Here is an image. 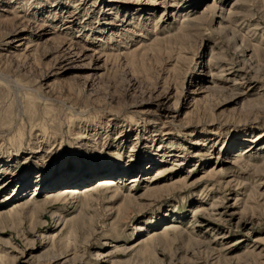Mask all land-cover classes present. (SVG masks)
<instances>
[{"label": "rangeland", "instance_id": "1", "mask_svg": "<svg viewBox=\"0 0 264 264\" xmlns=\"http://www.w3.org/2000/svg\"><path fill=\"white\" fill-rule=\"evenodd\" d=\"M0 264H264V0H0Z\"/></svg>", "mask_w": 264, "mask_h": 264}, {"label": "bare ground", "instance_id": "2", "mask_svg": "<svg viewBox=\"0 0 264 264\" xmlns=\"http://www.w3.org/2000/svg\"><path fill=\"white\" fill-rule=\"evenodd\" d=\"M209 10V9H208ZM238 16V13H229V15L227 16V18L224 20V22H226V24H221V26L219 27L220 29H219V31L220 32H222L223 34L222 35H220V39H223L224 41H226V42H228V41H230L229 39H228V37L226 36V34H225V30H227L228 29V25L231 23V20H233V18H235V17H237ZM232 17V19H230V18ZM15 19H20L21 17H17V16H15L14 17ZM202 18V17H201ZM228 18H229V24L227 25V22H228ZM198 20H199V18H197ZM197 19H193L192 18V20L190 21L189 19H185V20H183L184 21V23H186V25H185V27H190L189 25H191L192 26V23L193 22H197L198 20ZM21 21H22V19H21ZM187 21V22H186ZM204 25V24H203ZM191 28V27H190ZM189 28V29H190ZM186 30H188V29H186ZM217 31V30H216ZM218 31V32H219ZM45 32V31H44ZM40 33H43V32H40ZM39 33V34H40ZM41 36H43V35H41ZM48 40V39H47ZM67 45V48H66V50L68 51V55H69V57H67L66 59H71L73 56L74 57H77L76 55H73V51H74V48H73V45L71 44V43H62V45ZM225 46H226V44H225ZM75 52H77L76 50H75ZM74 52V53H75ZM78 53V52H77ZM61 54H63L62 52H61ZM79 54V53H78ZM70 55H73V56H70ZM212 55V54H211ZM214 55V54H213ZM64 57V56H63ZM73 57V58H74ZM81 57L82 56H80L79 57V55H78V57H77V59H81ZM211 58H213V57H211ZM84 59V58H83ZM213 59H215V57L213 58ZM63 60H64V58H63ZM68 62H71V61H68ZM67 62V63H68ZM79 62V61H78ZM223 62H225V61H222V63ZM65 64V63H64ZM224 65V67H229V66H231V65H233V64H229V62L227 63V62H225V63H223ZM233 68V67H232ZM231 68H226L225 69V71H227V70H230ZM239 71H241L240 69H239ZM231 72V71H230ZM227 73V75H231L232 73ZM163 169L162 170H159V171H157L158 172V174L160 175V174H162L163 172ZM109 186V184H108V181H105V180H102V181H100L99 182V184H98V189H96V191L98 192H101V190H105V188H107ZM61 195H60V199L62 198V197H68V198H71V197H74L77 193L74 191V190H70V189H65V190H63L62 191V193H60ZM73 199V198H72ZM17 207H19L18 205H15L14 206V208H17ZM21 207V206H20ZM197 210V209H196ZM198 212V210L197 211H194V215L196 214ZM4 213V211L2 212V214ZM169 227L168 228H166V229H169V228H171V230L173 229L172 227H174V224H169L168 225ZM97 256V255H96ZM99 256V255H98Z\"/></svg>", "mask_w": 264, "mask_h": 264}]
</instances>
